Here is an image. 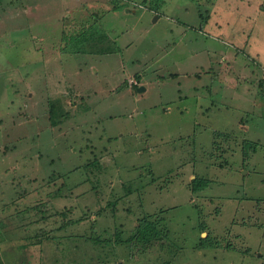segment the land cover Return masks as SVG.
<instances>
[{
  "label": "rangeland",
  "instance_id": "obj_1",
  "mask_svg": "<svg viewBox=\"0 0 264 264\" xmlns=\"http://www.w3.org/2000/svg\"><path fill=\"white\" fill-rule=\"evenodd\" d=\"M32 1L0 0L5 263L264 264V59L200 30L217 0H165L156 12L106 0L113 15L88 7L75 33L89 22L86 44L38 41L47 74L29 51L22 8ZM255 2L245 25L263 57ZM32 12L45 29L46 12ZM111 29L120 50L106 65L85 53L115 49ZM142 220L155 235L130 240Z\"/></svg>",
  "mask_w": 264,
  "mask_h": 264
},
{
  "label": "crops",
  "instance_id": "obj_2",
  "mask_svg": "<svg viewBox=\"0 0 264 264\" xmlns=\"http://www.w3.org/2000/svg\"><path fill=\"white\" fill-rule=\"evenodd\" d=\"M106 0H33V5L31 6H25L23 5V12H24V16L25 18L23 19V21L25 23H27V27H28V39L31 41H35L33 42V45H30L29 51L31 52H37L40 53V58L37 59L38 62L43 63V68L41 67L40 70V74H47V70L46 68H48V57L44 56L45 51L41 46H38L37 43H39L38 41L40 40V38L42 37H50V39L52 41L55 42V44H58L59 42L65 40V37L68 35V37H71V40L74 41H84V44H86V32H90V24L88 22V24L86 25V28L84 27V29L82 30V37L77 36L78 38L75 37V33H76V29L78 26V22L81 19H85L86 17V10L88 7H92L93 9H96L97 11L99 9L101 10H106V13L112 14L111 10H108V6L105 3ZM221 3H225V0H217L216 3L214 5H212L213 10H217L216 13L212 14L210 16V18L206 21L203 22V25L201 26L200 30L206 33H209V31H213L215 33H212L213 35L217 36H222V37H226L227 39L230 40V42L232 43V46L234 49L238 48L239 50H244L247 51V55H253L255 54L257 56V58L259 59H264L263 57H260V52L257 50L256 48V39L255 37H253L250 33V28H246V23H251L254 21V19H249L251 14H248L251 10H250V6H254L256 7V2L255 0H253L255 3H251V0H234V2H230L233 6H231L233 9H229L230 6H224V4H220ZM10 4V2H8ZM132 5L137 6V8H143L140 5L136 4L135 2H132ZM230 3L228 5H230ZM227 4V3H226ZM40 5V6H38ZM36 7H41V10L43 12H46L47 15L50 16L47 17L46 14H43V17L45 18L44 20V24H45V29H41L39 28V30L35 27L37 26L35 24V21L37 20L36 17H33V12L32 9H35ZM16 8H18V11L20 10L19 7L16 5ZM15 11V8H13ZM89 9V8H88ZM92 9V10H93ZM252 12L254 10L253 7H251ZM0 10H3V8H1ZM108 10V11H107ZM118 9H114L113 12H117ZM251 12V13H252ZM95 13V12H94ZM113 15V14H112ZM113 17V16H112ZM242 19V21H240V19ZM2 20V19H0ZM249 20V21H248ZM19 21H15L14 25L17 26ZM4 22L0 21V27H3ZM117 25H113L114 29ZM252 27V26H250ZM88 30H85L87 29ZM111 28V27H110ZM117 28V27H116ZM70 29V30H69ZM111 29V35H113V37H111L109 34H107L108 39H110V44L114 45L116 48L113 49L112 51H110L109 47H104L101 48L99 53H95L92 55H89L87 53H85L87 56H94V57H99L104 59V61H106V65L108 63V60L105 59L104 57H108L110 55H115L113 53L110 52H115L116 50H120V47L117 46L118 42H119V38L120 36H118L119 34H122V32L119 31H112ZM2 31V28H0V33ZM253 31V30H252ZM102 35L105 34V32L101 33ZM121 41V40H120ZM35 43V44H34ZM121 43V42H120ZM124 43V42H122ZM111 48V47H110ZM203 50H205L204 52H208L207 48H204ZM41 51H43L44 53H42ZM51 52L54 54L51 58H55L56 56L59 57V55L62 53L60 51V49L56 48V49H51ZM68 52H70L68 50ZM67 52V53H68ZM77 52H79V50H77ZM72 53V52H70ZM81 53V52H80ZM79 55V54H78ZM207 55V54H206ZM57 58V57H56ZM221 58H227V55L222 54ZM41 60V61H40ZM260 62H264L260 61ZM32 64L36 65L37 62L35 60H32ZM96 66V65H95ZM94 65L91 67L92 69H96ZM33 69V67L31 68ZM44 69V70H43ZM73 73V72H72ZM136 76L140 75L137 74ZM137 79V81H135L136 83L139 82L140 79ZM262 79H264V76L261 77ZM126 80H129L126 79ZM138 85V84H137ZM45 87V86H44ZM127 87H130L127 86ZM28 89V98L32 97V92L34 90L33 85H29ZM26 89V90H27ZM44 97L39 104L44 103L45 98L47 97L46 92L43 90L41 97ZM31 107V105L29 104L27 107V110ZM9 245V244H8ZM10 248V247H9Z\"/></svg>",
  "mask_w": 264,
  "mask_h": 264
},
{
  "label": "trees",
  "instance_id": "obj_3",
  "mask_svg": "<svg viewBox=\"0 0 264 264\" xmlns=\"http://www.w3.org/2000/svg\"><path fill=\"white\" fill-rule=\"evenodd\" d=\"M165 4V0H144L142 2L141 7L145 8V9H149V10H153V11H158L159 8H161L163 5ZM120 7H117L116 9H119ZM137 83L135 82V85L131 86L132 88L136 87ZM56 123V121H55ZM193 189H197L200 188L201 186L199 185V180L193 181ZM155 235L154 230L151 228V226L149 225V223H147L146 221L142 220L136 227V231L134 233V235L130 238L133 239H149L151 237H153Z\"/></svg>",
  "mask_w": 264,
  "mask_h": 264
},
{
  "label": "flooded vegetation",
  "instance_id": "obj_4",
  "mask_svg": "<svg viewBox=\"0 0 264 264\" xmlns=\"http://www.w3.org/2000/svg\"><path fill=\"white\" fill-rule=\"evenodd\" d=\"M9 201H11V200H9ZM0 264H6L5 261H4V259H2L1 257H0Z\"/></svg>",
  "mask_w": 264,
  "mask_h": 264
},
{
  "label": "water",
  "instance_id": "obj_5",
  "mask_svg": "<svg viewBox=\"0 0 264 264\" xmlns=\"http://www.w3.org/2000/svg\"><path fill=\"white\" fill-rule=\"evenodd\" d=\"M138 91H143V88H139Z\"/></svg>",
  "mask_w": 264,
  "mask_h": 264
}]
</instances>
